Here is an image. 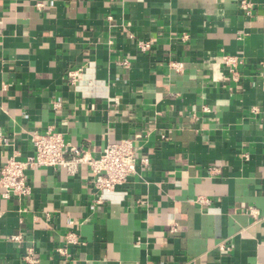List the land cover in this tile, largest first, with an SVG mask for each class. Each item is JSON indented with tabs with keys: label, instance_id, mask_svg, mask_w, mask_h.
Masks as SVG:
<instances>
[{
	"label": "crops",
	"instance_id": "0c3cea01",
	"mask_svg": "<svg viewBox=\"0 0 264 264\" xmlns=\"http://www.w3.org/2000/svg\"><path fill=\"white\" fill-rule=\"evenodd\" d=\"M240 1L0 0V169L50 126L148 160L100 204L86 166L29 169L0 197V264H264V0Z\"/></svg>",
	"mask_w": 264,
	"mask_h": 264
},
{
	"label": "built area",
	"instance_id": "2783aa9c",
	"mask_svg": "<svg viewBox=\"0 0 264 264\" xmlns=\"http://www.w3.org/2000/svg\"><path fill=\"white\" fill-rule=\"evenodd\" d=\"M240 9L246 17H251L253 6L246 0L240 1ZM138 47L141 52L146 53L150 49V42L140 41ZM225 64L235 68L237 60L224 58ZM175 70L181 68L180 63H171ZM260 67L264 73V61ZM230 68V69H231ZM231 72L233 70H230ZM80 70L72 71L69 77L75 83ZM136 139H124L118 143L106 145L98 157H92L88 152L66 143L64 135L54 127H48L42 133H34L30 137L32 147L31 154L24 160H20L16 154L9 156L0 169V197L4 200L11 198L23 199L30 195V186L27 184L26 172L36 168H63L69 175H74L79 167L86 166L91 175L92 189L97 196L96 203H101V196L111 193L117 186L126 183L127 179L136 173L137 161L148 166L146 158L139 159L137 156ZM9 140L0 133V147H8ZM199 204H207L203 198L197 199ZM253 214V213H252ZM20 236H10L9 241H18ZM67 245L77 246L79 240L73 233L65 236ZM221 252H228L229 247L220 245ZM63 257H68L66 248L57 249ZM23 260L27 264L36 262L33 249L26 251Z\"/></svg>",
	"mask_w": 264,
	"mask_h": 264
}]
</instances>
